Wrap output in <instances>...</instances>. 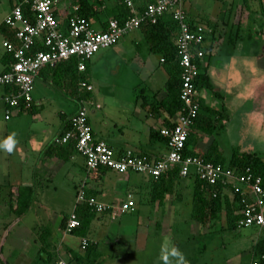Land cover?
<instances>
[{
  "label": "crops",
  "instance_id": "0c3cea01",
  "mask_svg": "<svg viewBox=\"0 0 264 264\" xmlns=\"http://www.w3.org/2000/svg\"><path fill=\"white\" fill-rule=\"evenodd\" d=\"M99 1L102 2L100 7L97 8L98 14L91 19V26L96 31H105L108 21L114 18L112 12L118 9L121 0ZM151 1L133 0V3L137 8H143ZM226 1L214 0L213 9L207 7L205 2L207 3L208 1L206 0L182 1L183 9L194 23L197 25L205 23L210 27L203 25L205 27L204 36H207L203 46L207 52L202 61V66L207 68L213 89L204 88V97H202L201 92L203 89L200 90L197 93V98L202 99L212 108L220 110L223 107L229 116L225 121L223 130L218 132V134L216 133L217 135L214 134V136L228 132V129L235 121V116L238 117L236 118L238 123L241 122L244 128L249 126L248 120L253 122L252 118L254 117L262 124L264 130V52L261 53L260 51L258 53L259 56L254 53L257 62H254L250 57L251 54L248 53V46L253 42L251 35H259L261 37L260 41L264 43V14L259 10V1H255L258 2V5L257 3L255 4L258 6L257 12L254 13L256 15L252 14L251 10L253 8L249 3H245L238 8V12L234 8L230 10H228L229 8H219V4ZM10 3L12 9L14 0H10ZM233 3L235 1L232 3L230 1L231 5ZM78 5L75 0H72L69 7L65 6V9L58 0L55 15L60 19L63 31H68V19L76 14ZM11 9L7 15L11 12ZM252 16L253 19L251 18ZM163 18L166 23L171 22L172 19L169 14ZM200 21L202 22L200 23ZM4 22L5 20L0 23V26ZM148 30L144 25L135 29L113 46L101 49L86 62L84 71H78L86 73V79L83 81L93 86L88 99L91 103V110L90 107L88 109L89 112L91 111V114L89 113V123L94 136L107 142L116 152L133 150L137 153L146 152L158 157L167 153V145L160 139L152 141V134L176 123L179 115L171 117L162 105V100L167 95L166 83L169 79V74L163 57L153 52V45L150 39L151 33ZM233 37L235 38V43L232 41ZM6 40H8L7 37L0 30V73L7 66L4 61L6 60L4 59V54L7 51L4 46ZM58 65L55 67L47 66L42 69L35 81L41 78L55 84L51 70ZM252 77L253 80L250 82L253 83V86H251V83L247 85ZM69 91L70 89L67 90L68 94H70ZM247 92L252 93V95L258 93L251 109L243 108L241 104L235 101L237 97L246 96ZM5 93L6 88L0 87V108L4 111L6 120H10L12 117H18L17 120H19L25 112L34 113L44 100L41 97L36 101L33 93L31 108L20 110L7 119V107L1 98ZM71 98L76 104V109L69 115L62 111L60 113L62 118L61 128L51 142H39L37 147L33 149L36 154L33 164H36V168L31 173V176L28 172V178H24L20 174L16 180L11 179L9 172H12L13 163L9 160L10 153L0 151V219L4 220L11 216V223L0 234V244L2 241L4 242L0 258L6 260L7 254L16 251L20 257L15 261L16 264H51L59 259L71 261L74 260L73 253L84 254L85 249L81 246L83 238H86L91 244H95L105 259L116 258L121 255L109 243L107 245L112 250L111 254L108 251L101 250V239L97 237L100 230H95L96 237L90 230L92 227H99L100 224H103L107 217L112 219L111 213L95 214L84 236L78 235L73 231L67 232V219L65 222L64 219L68 218L74 211L76 194L81 187H84L88 196L96 197L104 203H119L131 195L132 200L136 204L141 202L142 196L148 193L149 190L145 191L144 188L149 187L147 182L151 177L142 175L145 181H141L133 176L135 172L123 174L108 169L95 173L88 172L85 166V159L77 150L72 152L71 149L65 150L62 148L63 150L60 149L61 151H53L51 148L54 146L62 147L59 144L54 145V143L61 135L66 122L71 118L72 114L78 111L77 108L86 105V101H82L81 106H79L75 101L76 98L74 96H71ZM245 123H247L246 127ZM6 128L5 132L0 131V140L7 138L11 134L9 126H6ZM15 134L17 135L18 133ZM211 138V136L198 133L197 141L193 147L194 150L199 155H202L207 150ZM218 143L220 145L219 141ZM41 147H44L45 150H41ZM220 150L225 154L221 146ZM234 150L239 149L235 148ZM60 154H62V157H60ZM258 156L264 159V155ZM16 167L14 171L20 173L25 171L18 166ZM60 194L69 195V198L74 199L72 209L70 212L68 211L69 213L55 208L54 204L59 202ZM171 196V194L167 195V203L164 208H166L168 203L170 206L172 205L173 202L170 203L169 201ZM26 201H30V206L22 215L18 216L12 211L11 203H24ZM154 206L156 207V214H159L161 206L158 203H154ZM31 208L35 210H31ZM37 212L40 213L37 214ZM30 213L39 217L27 225L26 223H24L25 225L22 224ZM39 229L51 230L47 246H43L41 242V231L39 232ZM105 231L107 233V230H104V234H106ZM169 231L171 232V230L136 231L133 236L134 245L129 239L122 240L119 234L120 238L115 245L122 248V252H124L122 256L128 254L131 256L133 252L137 253L146 247L147 249L153 247L156 251L152 260H149L150 264H161L158 259L160 246L164 238H167ZM205 231L207 230H187V233L190 237H194L197 233H205ZM5 234L7 236L4 238ZM172 234L176 237L174 230H172ZM10 236L15 237L14 241L17 242H9ZM173 239L170 240L177 247L180 244L178 243L180 238H175V241ZM258 240L259 238L255 240L254 245ZM43 251L44 255L41 254ZM52 251L54 253H51ZM185 256L186 259L191 258V256L186 254ZM253 259L254 256L252 254L248 262ZM0 264H3L1 259Z\"/></svg>",
  "mask_w": 264,
  "mask_h": 264
},
{
  "label": "built area",
  "instance_id": "2783aa9c",
  "mask_svg": "<svg viewBox=\"0 0 264 264\" xmlns=\"http://www.w3.org/2000/svg\"><path fill=\"white\" fill-rule=\"evenodd\" d=\"M183 0H153L142 12L137 9L133 0H124L132 15L120 23L112 18L108 21L105 31H96L88 20L81 16L68 19V31H63L60 19L55 15L58 0H14L11 12L5 18V24L15 30L16 42L6 40L4 46L12 53L14 62L10 68L0 73V87L11 86L13 91L1 97L9 119L21 109H28L33 104L34 82L42 69L55 67L63 61L77 58L78 70L86 69V62L101 49L109 48L145 22L155 23L169 14L177 23L179 35L177 38L179 62L182 68V86L180 98L183 102L178 121L172 128H162L161 135L167 138V153L163 156H148L133 150L117 153L107 142L97 139L89 123V109L82 105L71 118V128L61 134L56 144L74 143L75 149L84 157L88 172L108 169L117 173H139L158 177L177 168L182 177L196 175L203 182L227 184L233 181L246 185L254 196V204H247L242 211L244 217L239 226H256L260 229L259 239L264 242V189L261 177H253L248 167L243 173L220 163L206 161L202 156L185 155L186 141L192 131V126L199 114V103L195 80L198 65L202 63L205 52L202 47L205 40L203 25L192 30L187 14L182 6ZM23 5L30 10V17L24 14ZM33 17V18H32ZM42 43L43 50L34 49ZM83 90H93L92 84L80 82ZM99 107V106H97ZM86 205L98 213L110 212L112 219L131 212L134 207L132 196L119 203H104L96 197L88 196L81 187L76 194L75 209ZM69 215L66 222L67 232L80 227L81 222L76 212ZM81 246L85 249L88 240L82 239ZM52 264H70L66 260H56ZM247 264H264V252L260 259H253Z\"/></svg>",
  "mask_w": 264,
  "mask_h": 264
},
{
  "label": "rangeland",
  "instance_id": "374dc122",
  "mask_svg": "<svg viewBox=\"0 0 264 264\" xmlns=\"http://www.w3.org/2000/svg\"><path fill=\"white\" fill-rule=\"evenodd\" d=\"M208 1L205 4L209 9H213L214 0ZM233 3V5L230 4ZM60 4L65 6L70 5L72 0H59ZM252 8L258 9V2L254 0L250 1ZM257 3V5H255ZM244 5V0H227L225 3H220L219 8L221 9H235L238 12V8ZM207 7H205L207 9ZM218 8V9H219ZM11 9L10 0H0V23L5 20L7 13ZM66 9V8H65ZM260 10V7H259ZM253 15H256L252 13ZM253 19V16L251 17ZM263 42L261 45H255L250 43L248 46V53L251 54L250 57L254 62H257L255 59L254 53L261 51L264 52ZM259 56V55H258ZM49 77V76H48ZM253 80V77L249 80L247 85H250V81ZM34 95L35 100L38 101L39 98H43V102L38 106L37 110L33 112H25L22 115V118L17 120L18 117H12L10 120H6L4 117V111L0 108V131L5 132L6 126H9V131L11 134H15L17 143L12 153H10L9 160L13 163L11 171V179L16 180L21 174L24 178H28L29 174L36 168V164H33V161L36 157V154L33 152V149L37 147V143H50L54 138L55 134L60 130L62 125L61 112L64 111L68 115L73 113L76 109V104L72 101L71 94H68L66 89L60 84H52L45 79H37L34 83ZM253 86V83H251ZM205 89H203L202 97H204ZM248 93L242 98H236L235 101L243 108L251 109L254 99L257 97L258 93L253 94ZM251 96V97H250ZM214 99H216L214 97ZM86 106L89 108L91 103L89 100H86ZM91 110V107H90ZM91 114V111L89 112ZM89 114V116H90ZM92 116V115H91ZM235 121L232 123L231 127L228 129V132L215 136L216 139L220 142V146L224 149V156L227 161L232 155V151L236 148L240 151H248L259 153L258 155H264V130L262 124H260L254 117L253 122L248 120L249 126L245 123V127L242 126V123H238L237 116L234 117ZM247 121V120H246ZM9 134V135H11ZM218 134V133H217ZM216 134V135H217ZM208 141V140H207ZM212 141V138L210 139ZM47 147L46 145H44ZM41 150H45L44 147H41ZM24 169L22 173L14 171V168ZM29 172V174H28ZM133 176L136 179L145 181V178L142 174L134 173ZM179 187L182 193L178 196L173 195L170 197L166 208L161 207L160 213L156 214V207L154 203H136V211L131 213H126L118 216L115 219L107 217L103 224H100L99 227H92L90 230L92 234L96 237V231L100 241V247L103 251H108L109 254L112 253L110 246L107 243L114 246V249L117 253H121L116 258H106L103 257L102 264H150L149 260H152L153 255H155L156 249L147 247L143 250H139L137 253H132L122 256V248L116 247V242L121 235L122 240L129 239L134 245V233L136 231L142 230H171L168 232L167 238L173 239L174 234L172 230L175 231V238H180L177 247L191 258H187L188 264H244L247 263L253 254V247L255 240L260 237L259 228L256 226L244 227L238 229H224L226 217L224 214H221L220 219L207 221L203 228H200L199 222L192 217V199H193V180L191 177L182 178L179 182ZM145 191L149 190V187L144 188ZM69 195L60 194L57 203H55L56 209H61L63 212L69 213L72 209L73 198H69ZM177 199V202H176ZM172 207V208H171ZM31 210H35L31 208ZM69 211V212H68ZM153 212V214H152ZM36 213V211H35ZM40 212H37L39 214ZM39 216L33 215L30 213L27 215L25 221L22 224H29L33 222L34 219H37ZM11 216L5 218L4 220L0 219V234L3 233V230L8 226ZM160 224V226H159ZM25 225V224H24ZM223 228V229H222ZM10 230V227H9ZM104 230H107V233L104 234ZM187 230H207L205 233H197L196 236L190 237L187 233ZM25 231V230H20ZM43 233V230L39 229V232ZM47 231V230H46ZM41 236V235H40ZM17 238V237H16ZM11 239V241H10ZM9 242L14 241L15 237L10 236ZM173 241V242H174ZM186 242V246H185ZM121 249V250H119ZM49 253V252H48ZM51 253H54L53 251ZM108 253H106L108 255ZM44 255V251L41 253ZM126 259H125V258ZM131 257V258H128ZM17 252H11L7 254L6 260L9 264H14L17 259H19ZM105 259V260H104ZM16 264V263H15Z\"/></svg>",
  "mask_w": 264,
  "mask_h": 264
},
{
  "label": "trees",
  "instance_id": "16d2710c",
  "mask_svg": "<svg viewBox=\"0 0 264 264\" xmlns=\"http://www.w3.org/2000/svg\"><path fill=\"white\" fill-rule=\"evenodd\" d=\"M18 1L19 3L22 2V0ZM75 1L77 4H79V7L76 10V14L73 16L84 17L88 20L89 24L91 25V19L98 14L97 8L100 7L102 1ZM250 1L251 0H244V4L249 3L251 5ZM254 1L260 2V10L264 14V0ZM151 2H153V0ZM149 3H147L143 8H137L136 6L135 7L139 9L140 12H142L143 10H145ZM23 11L24 14L28 15L29 17L30 15H32L26 5H23ZM251 12L256 13L257 11L252 9ZM112 13L114 14V18L117 19L121 24L124 23L125 20L130 18V16L132 15L130 8L126 6L124 0H121L118 9H116ZM163 17L164 16L160 17L155 23L145 22L143 25L147 27L149 29L148 31L151 33L150 39L153 45V52L163 57L166 70L169 74V79L166 83L167 95L162 100V105L167 110L169 115L173 117L175 115H180L181 109L183 107V102L180 98V91L182 86V68L179 62L177 46L179 28L177 23L173 19H171V22L166 23L164 22ZM188 21L190 23L191 29L195 30L198 25L194 23V21L189 17ZM201 22L202 21H200V23ZM201 25L208 26V24L205 23H201ZM0 30L4 33V35L9 41L16 42L14 29H11L8 25L3 23L0 26ZM251 39L253 40L255 45H261L262 43L260 41L261 37H259V35H251ZM206 40L207 36L205 37L204 42ZM232 41L233 43H235L234 37L232 38ZM41 44L42 43L39 42V44L36 45L34 49L43 50L44 46H42ZM202 47L206 54L207 50L203 45ZM4 59H6L4 61L6 62L7 66L3 72L7 71L10 68L11 64L14 62L12 53L8 51L5 52ZM77 66L78 59L74 57L67 61L61 62L56 68H52L51 71L53 73V80L55 84H60L66 89V91L70 89L69 92L71 96H74L76 98L75 101L77 102V104L81 106L82 101H86L89 99L90 91L82 90L80 88V82L86 79V73L79 72ZM195 87L197 93H199V91L204 88L213 89L210 75L208 74L207 68L205 66H202V63H199L198 65V73L197 78L195 80ZM5 88L7 93L14 90V88H12L11 86H7ZM197 99L199 103V114L195 120L194 125L192 126V131L186 141L185 155L202 156L206 161L220 163L224 166L234 168L238 172V174L243 173L246 168L249 167L254 178L261 177V186L264 189V159L258 156L256 153H248L242 152L240 150H234L232 156L227 161L226 157L220 150V145L217 139H215L214 134L223 130L225 121L228 119L229 116L223 107L222 109L218 110L208 106L202 99ZM79 108H77V110H79ZM176 123H173L168 128L174 127ZM70 128L71 122L69 119L66 122V125L61 134H63ZM198 133L212 137V141L210 142L207 150L202 155H199L198 152L195 151L193 148L194 144L197 141ZM151 139L152 141L160 139V141H164L167 144V138L161 135L160 131L154 132L152 134ZM54 145L57 144L54 143ZM57 146H54L51 149H53V151H61L63 150L62 148H64L65 150L71 149L72 152L76 150L74 143L61 145L62 147ZM141 154H145L152 157L151 154H148L146 152H143ZM60 157H62V154H60ZM101 170L103 169L96 170L94 171V173L100 172ZM148 177H151L150 180L147 182L150 189L147 194L142 196V199L140 200L141 202L139 203H158L159 206L164 207L167 203V195L171 194L172 196H182L179 187V182L182 178L186 177H182L177 168L172 169L169 172L158 177ZM188 177H191L193 180L192 217L199 222L200 228H203L208 220L215 221L220 219L221 214H224L226 217V224L224 226V229L229 228L235 230L238 228L246 227L239 226L238 224L239 220L244 217L242 211L245 209L246 205L254 204V196L251 194L250 189L246 187V185L238 181H233L227 184H222L221 182H218L213 185L203 182L196 175H190ZM177 198L180 197L178 196ZM29 206L30 201H26L24 203H11L12 211H14L18 216L22 215L29 208ZM135 211L136 204L134 201V207L131 212ZM75 212L80 219L81 225L80 227L76 228L73 232L77 233L78 235L84 236L86 235L90 223L93 220L95 214H97L98 212L92 211L86 205H79L75 209ZM66 219L67 218L64 219V222L66 221ZM50 231L51 230H43V233L40 236L43 246H47L49 244L47 241L49 239V234L51 233ZM6 236L7 234L4 235V238ZM3 243L4 242L2 241L0 244V257L2 255ZM263 252L264 242L259 239L253 247L254 259H260ZM0 259L3 264H8L5 259ZM73 259L74 260L68 262L70 264H102L103 254L101 251L98 250L95 244H91L90 242H88V246L85 248L84 254L73 253Z\"/></svg>",
  "mask_w": 264,
  "mask_h": 264
},
{
  "label": "clouds",
  "instance_id": "9594fccd",
  "mask_svg": "<svg viewBox=\"0 0 264 264\" xmlns=\"http://www.w3.org/2000/svg\"><path fill=\"white\" fill-rule=\"evenodd\" d=\"M17 143L15 134L0 140V151L12 153ZM159 261L161 264H188L185 254L174 244L170 238H164L160 246Z\"/></svg>",
  "mask_w": 264,
  "mask_h": 264
}]
</instances>
